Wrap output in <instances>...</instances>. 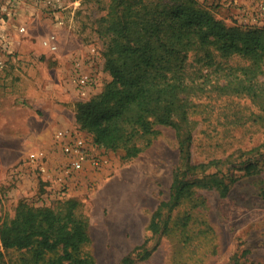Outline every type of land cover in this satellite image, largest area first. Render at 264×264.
<instances>
[{
	"label": "rangeland",
	"instance_id": "374dc122",
	"mask_svg": "<svg viewBox=\"0 0 264 264\" xmlns=\"http://www.w3.org/2000/svg\"><path fill=\"white\" fill-rule=\"evenodd\" d=\"M73 1L62 28L43 12L28 20L27 33L0 78V223L14 216L19 202L53 208L74 199L90 237L84 251L94 264H119L145 241L153 252L134 264H228L235 257L240 264H264V170L242 176L226 197L197 190L171 214L168 232L149 238L151 215L167 199L180 162L179 137L174 128L159 126L150 145L125 160L122 150L99 148L80 129L75 104L99 94L111 80L101 33L111 0ZM198 1L227 25L264 26L251 0ZM49 33L56 36L52 53L42 46ZM192 61L186 69L201 89L190 98L192 161L264 153V111L247 96L219 97L214 69ZM228 64L239 68L249 62L230 59ZM58 131L83 139L97 165L72 170ZM3 253L0 264H33L30 252Z\"/></svg>",
	"mask_w": 264,
	"mask_h": 264
},
{
	"label": "trees",
	"instance_id": "16d2710c",
	"mask_svg": "<svg viewBox=\"0 0 264 264\" xmlns=\"http://www.w3.org/2000/svg\"><path fill=\"white\" fill-rule=\"evenodd\" d=\"M101 23L104 69L111 80L99 94L75 104V122L92 135L95 146L122 150L125 160L150 145L157 127L175 129L180 162L167 199L148 224L149 238L161 237L171 214L197 190L226 197L242 176L264 170V153L257 152L238 160L192 161L190 98L201 89L186 69L190 57L196 65L213 68L219 97L247 96L264 111V26L227 25L198 0H111ZM230 59L249 64L233 68ZM260 196L264 200V189ZM77 206L74 199L53 208L19 202L14 216L0 223V259L14 250L30 252L33 264H94L84 251L90 237ZM146 243L119 264L149 258L153 249ZM228 264H240V259Z\"/></svg>",
	"mask_w": 264,
	"mask_h": 264
},
{
	"label": "built area",
	"instance_id": "2783aa9c",
	"mask_svg": "<svg viewBox=\"0 0 264 264\" xmlns=\"http://www.w3.org/2000/svg\"><path fill=\"white\" fill-rule=\"evenodd\" d=\"M251 1L254 5L252 11L257 16H264V0ZM75 4L73 0H0V78L13 59L18 43L27 33L28 20L43 12L55 27L62 28L64 13ZM42 46L51 53L55 52V34L49 33L42 40ZM80 83L84 84L85 80L81 79ZM57 138L72 170H83L86 164L97 165L98 160L89 156L83 139L66 131H58Z\"/></svg>",
	"mask_w": 264,
	"mask_h": 264
}]
</instances>
